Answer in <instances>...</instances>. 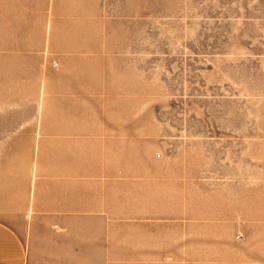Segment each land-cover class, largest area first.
<instances>
[{
  "label": "rangeland",
  "instance_id": "rangeland-1",
  "mask_svg": "<svg viewBox=\"0 0 264 264\" xmlns=\"http://www.w3.org/2000/svg\"><path fill=\"white\" fill-rule=\"evenodd\" d=\"M0 223L264 264V0H0Z\"/></svg>",
  "mask_w": 264,
  "mask_h": 264
},
{
  "label": "crops",
  "instance_id": "crops-1",
  "mask_svg": "<svg viewBox=\"0 0 264 264\" xmlns=\"http://www.w3.org/2000/svg\"><path fill=\"white\" fill-rule=\"evenodd\" d=\"M83 239L82 235L54 236L40 245L34 238L25 247L12 229L0 223V264H88L87 241Z\"/></svg>",
  "mask_w": 264,
  "mask_h": 264
}]
</instances>
